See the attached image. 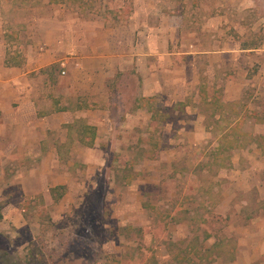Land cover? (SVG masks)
Segmentation results:
<instances>
[{
  "label": "crops",
  "instance_id": "1",
  "mask_svg": "<svg viewBox=\"0 0 264 264\" xmlns=\"http://www.w3.org/2000/svg\"><path fill=\"white\" fill-rule=\"evenodd\" d=\"M113 3L119 15L112 10ZM219 7V0H0V163H12L11 167L35 163L40 181L49 172L50 185L40 192L53 199L51 188L64 187L62 195L71 188L65 184L68 173L55 176L50 163L55 169L69 161L74 146L90 149L104 138L117 137L119 130L124 140L130 130L151 128L155 109L163 114L171 110L156 126L166 130L174 125L187 138L191 136L193 144L210 133L218 145L222 129H229L237 115L261 116L263 110L251 99L264 97V43H246L247 27L235 22L236 13ZM94 11L100 12L98 18L84 17ZM255 65L257 69L250 71L248 67ZM216 90L221 92V102L239 103L235 109L243 106L244 110L235 115L233 109L222 108L208 119L213 111L203 106V97L211 101ZM263 119L245 117L241 128L262 136L244 125L251 120L262 124ZM80 123L96 129L91 147L77 132ZM122 140L118 144L126 145L128 141ZM258 148L252 142L236 149L256 152ZM230 152L228 164L220 168L230 164ZM242 156L231 157L234 179L218 199L225 201L231 185L238 184L236 173L252 177V169L240 170L236 165L244 162ZM259 163L264 167V156ZM125 172L130 179L135 175L130 166ZM2 206L0 201V211ZM134 208L137 212L142 204ZM226 210L221 211L228 214ZM194 220L180 219L179 224L187 227ZM236 230L237 245L235 239L215 234L188 240L197 237L204 248L220 239L234 243L233 259L213 254L209 262L199 260V255L186 249L187 242L180 255L174 253L175 263L264 264L260 260L264 215L248 218ZM205 238L212 243L205 245Z\"/></svg>",
  "mask_w": 264,
  "mask_h": 264
},
{
  "label": "rangeland",
  "instance_id": "2",
  "mask_svg": "<svg viewBox=\"0 0 264 264\" xmlns=\"http://www.w3.org/2000/svg\"><path fill=\"white\" fill-rule=\"evenodd\" d=\"M219 1L221 11L236 13L235 22L247 27L246 43H264V0ZM112 5L119 15V8ZM99 14L94 11L84 17L94 19ZM248 68L252 71L257 66ZM251 100L264 109V97ZM252 120L244 125L246 130L262 134L264 143V119L262 124ZM156 124L130 130L125 135L128 139L122 140L124 133L119 130L118 138H104L90 149L74 146L69 161L55 169L50 163L55 176L68 173L65 184L71 188L57 201L40 192L50 185L49 172L40 181L35 163H13V167L0 163V175L4 174L0 177L4 190L0 193V264H176L174 253L180 255L194 235L215 234L235 239L237 245L236 227L264 215L261 149L233 150L230 164L220 168L213 153L214 134L207 133L193 144L191 136L187 138L174 125L165 130ZM121 140L128 142L119 145ZM150 142L157 144L153 147ZM237 153H243L244 160L236 163L239 169H252L253 174L244 178L236 173L238 184L231 185L222 201L218 196L234 179L231 157ZM129 166L135 174L131 179L125 172ZM26 173L28 178H22ZM136 203L142 204L137 212ZM223 207L228 214L221 211ZM189 217L195 223L179 224ZM204 243L210 245L212 239L205 238Z\"/></svg>",
  "mask_w": 264,
  "mask_h": 264
},
{
  "label": "trees",
  "instance_id": "3",
  "mask_svg": "<svg viewBox=\"0 0 264 264\" xmlns=\"http://www.w3.org/2000/svg\"><path fill=\"white\" fill-rule=\"evenodd\" d=\"M221 92L220 90H216L214 94L211 97V101H208L206 98L207 96L203 97V103L206 109L212 110V113H209V118H213L215 116V111H220L222 108L225 109H233V112L235 115H237L240 111L244 110V107H240V111L236 110L235 106L239 103H223L220 100ZM171 111V110H170ZM169 113H160L158 109L153 110L152 113V123H156L157 120L164 122L165 118L170 115ZM245 117L253 118L254 120H257L259 117L262 119L264 118V109L262 112V115L257 114L255 112L246 113L245 115H237L236 122L229 128V129H222V134L220 136L221 141L218 145H216L214 153L215 161L218 162V166L224 167L228 164V156L229 152L236 148H244L247 147L250 143L255 142L258 147H260L264 152V143H262L263 136H253L251 133L246 132L241 128V124H243V120ZM227 121V118H225ZM79 122V121H78ZM77 132L81 134V140L82 142L88 146L91 147L94 143V138L96 136V129L94 126L91 125H85V124H78L77 125ZM211 133H214V131H210ZM85 135V136H84ZM84 136V137H82ZM154 147V146H153ZM64 187L62 186H55L51 188V195L54 199V201H57L63 194ZM0 218H1V212H0ZM189 248L190 250H193L195 252V255H199V260H204L205 262L211 261L214 257H212L213 254H215L216 257L223 256L230 259L234 258V250L235 245H232L230 242H227L222 239L219 241H216L212 243L209 247L204 248L201 243H199L198 238L194 237L190 242L187 243L186 249ZM232 249V250H231ZM202 251V253H201ZM201 253V254H200Z\"/></svg>",
  "mask_w": 264,
  "mask_h": 264
}]
</instances>
